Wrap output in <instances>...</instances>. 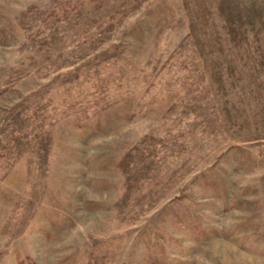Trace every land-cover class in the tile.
<instances>
[{
	"label": "rangeland",
	"instance_id": "1",
	"mask_svg": "<svg viewBox=\"0 0 264 264\" xmlns=\"http://www.w3.org/2000/svg\"><path fill=\"white\" fill-rule=\"evenodd\" d=\"M0 264H264V0H0Z\"/></svg>",
	"mask_w": 264,
	"mask_h": 264
}]
</instances>
